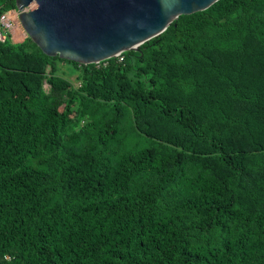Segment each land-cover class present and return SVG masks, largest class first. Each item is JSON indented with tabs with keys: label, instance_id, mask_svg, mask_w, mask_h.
Returning <instances> with one entry per match:
<instances>
[{
	"label": "trees",
	"instance_id": "obj_1",
	"mask_svg": "<svg viewBox=\"0 0 264 264\" xmlns=\"http://www.w3.org/2000/svg\"><path fill=\"white\" fill-rule=\"evenodd\" d=\"M0 264H264V0L98 62L6 33Z\"/></svg>",
	"mask_w": 264,
	"mask_h": 264
},
{
	"label": "water",
	"instance_id": "obj_2",
	"mask_svg": "<svg viewBox=\"0 0 264 264\" xmlns=\"http://www.w3.org/2000/svg\"><path fill=\"white\" fill-rule=\"evenodd\" d=\"M18 20L47 55L98 62L137 49L179 14L215 0H14Z\"/></svg>",
	"mask_w": 264,
	"mask_h": 264
},
{
	"label": "rangeland",
	"instance_id": "obj_3",
	"mask_svg": "<svg viewBox=\"0 0 264 264\" xmlns=\"http://www.w3.org/2000/svg\"><path fill=\"white\" fill-rule=\"evenodd\" d=\"M13 34V39L15 41L21 40L23 37L27 36L18 20V17L15 19ZM61 68V73L76 84L77 80L75 79V73L68 72V68L65 65H62ZM127 132L129 134L128 139L132 147H144L149 145L150 138L146 137L142 133H138L137 131L130 132L129 130H127Z\"/></svg>",
	"mask_w": 264,
	"mask_h": 264
},
{
	"label": "built area",
	"instance_id": "obj_4",
	"mask_svg": "<svg viewBox=\"0 0 264 264\" xmlns=\"http://www.w3.org/2000/svg\"><path fill=\"white\" fill-rule=\"evenodd\" d=\"M18 11L13 8L7 11H3L0 14V40L5 38L6 33H10L13 39V30L15 25V19L18 17ZM118 53L117 55H119ZM121 59V56H119Z\"/></svg>",
	"mask_w": 264,
	"mask_h": 264
}]
</instances>
